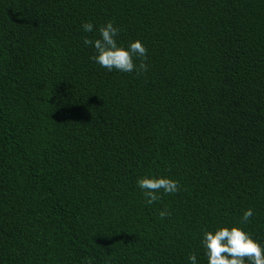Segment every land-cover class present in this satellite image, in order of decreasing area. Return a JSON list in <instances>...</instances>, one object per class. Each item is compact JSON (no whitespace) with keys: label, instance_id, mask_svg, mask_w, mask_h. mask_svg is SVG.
Returning <instances> with one entry per match:
<instances>
[{"label":"trees","instance_id":"obj_1","mask_svg":"<svg viewBox=\"0 0 264 264\" xmlns=\"http://www.w3.org/2000/svg\"><path fill=\"white\" fill-rule=\"evenodd\" d=\"M109 19L142 73L89 59ZM249 207L264 245V0H0V264H207Z\"/></svg>","mask_w":264,"mask_h":264},{"label":"clouds","instance_id":"obj_2","mask_svg":"<svg viewBox=\"0 0 264 264\" xmlns=\"http://www.w3.org/2000/svg\"><path fill=\"white\" fill-rule=\"evenodd\" d=\"M84 33L93 32L92 22H82ZM120 29L112 20H105L97 25L96 34L92 37H81L83 46H91L94 50L89 59L102 68L119 72L142 73L146 69L144 59L146 48L140 39H133L127 43L119 42L117 36ZM138 60V63H134ZM135 185L144 197L145 204L151 205L161 195L174 194L178 191L179 184L175 178L148 171L138 175ZM170 215L167 208H162L158 216L163 219ZM253 215L252 208L243 210L240 219L232 224H220L212 229H204L200 244L204 249L207 264H264V245L254 239L243 225ZM188 264H197L196 256L189 254L186 257Z\"/></svg>","mask_w":264,"mask_h":264}]
</instances>
